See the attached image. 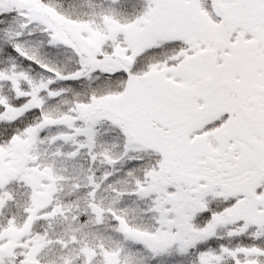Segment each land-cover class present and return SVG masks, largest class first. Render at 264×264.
<instances>
[{
    "label": "snow or ice",
    "instance_id": "1",
    "mask_svg": "<svg viewBox=\"0 0 264 264\" xmlns=\"http://www.w3.org/2000/svg\"><path fill=\"white\" fill-rule=\"evenodd\" d=\"M0 264H264V0H0Z\"/></svg>",
    "mask_w": 264,
    "mask_h": 264
}]
</instances>
